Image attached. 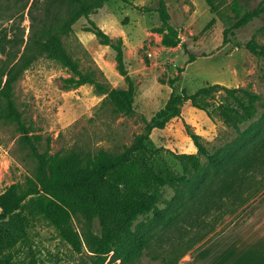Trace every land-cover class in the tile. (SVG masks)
Masks as SVG:
<instances>
[{"label": "rangeland", "instance_id": "374dc122", "mask_svg": "<svg viewBox=\"0 0 264 264\" xmlns=\"http://www.w3.org/2000/svg\"><path fill=\"white\" fill-rule=\"evenodd\" d=\"M260 1L216 0L212 9L208 0H110L91 13V18L110 35L124 38L126 64L136 82L131 112L118 110L92 82L67 86L66 79L74 77L73 72L43 51L37 38L57 13L67 14V0H0V70L5 67L4 61H19L21 65L32 59L14 83L16 103L29 134L40 152L64 156L77 153L85 162L102 148L119 154L147 133L148 122L172 90L170 79L177 76V91L187 90L190 94L216 83L257 93V119L264 113V56L253 52L248 44L255 41L264 46V16L242 27L235 24ZM162 10L165 24L181 37L177 46L162 44L163 34L157 30L163 25ZM88 24V19L81 17L72 32L63 35L66 48L87 77L110 88L127 86L117 67L116 51L86 30ZM7 39H12L9 44ZM3 45L7 52L2 51ZM191 54L195 55L192 61ZM224 96L223 89L215 91L206 109L185 101L181 114L165 128L149 132V146L158 149L160 158L181 174L194 178L192 163L187 173L176 153H197L206 167L210 159L200 153L191 132L200 135L211 153L236 146L242 139L241 130L221 115L219 103ZM24 135L17 122L0 120V195L14 183L39 176L40 158ZM208 171L198 179L207 182L194 197L183 184H165L160 206L168 214L177 212L176 218L165 225L153 214L142 216L140 221L146 223L142 231L150 235L149 244L128 260L111 254L107 264H177L264 192V173L259 170L235 182L241 196L222 186L224 173L214 167ZM207 177H214L215 182ZM189 184L196 185L197 181ZM251 193L246 204L240 203ZM22 212L28 222L25 234L11 251V264H92L89 240L102 233L98 219H89L81 209L76 210L74 225L84 242V250L78 252L35 210L32 201H27Z\"/></svg>", "mask_w": 264, "mask_h": 264}, {"label": "trees", "instance_id": "16d2710c", "mask_svg": "<svg viewBox=\"0 0 264 264\" xmlns=\"http://www.w3.org/2000/svg\"><path fill=\"white\" fill-rule=\"evenodd\" d=\"M67 1V14L57 13L44 27L40 38H37L43 51L49 58L73 72L75 76L66 79L67 86L77 87L92 82L99 93L107 94V99L118 110L133 111L136 82L126 64L124 38L110 35L91 18V13L110 0ZM208 2L214 9L216 0ZM262 16L264 0L254 9L247 11L235 27L245 26ZM81 17L88 19L86 30L95 33L101 43L110 45L116 51L117 67L125 77L127 86L110 88L87 77L80 69L79 61L66 48L63 35H69ZM161 19L163 25L157 30L163 34L162 44L179 45L181 37L165 24L166 16L163 10ZM11 40L7 39V44ZM248 46L256 54L264 56V46H259L255 41H251ZM2 51L7 52L6 45H3ZM194 58L195 55L191 54L190 61ZM31 62L32 59H28L20 65L19 61L13 64L4 61L5 67L0 70V120L17 122L25 133L24 138L40 158L38 178L27 177L24 182L10 185L0 195V264L12 263L11 251L25 234L28 217L23 215L22 211L27 201H32L35 210L52 223L61 237L78 252L84 250V242L74 225L76 210L81 209L89 219H98L102 233L89 240L92 264H107L111 254L128 260L136 257L149 244L150 235L142 231L146 224L140 221L142 216L153 214L155 218L162 219L165 225L176 218L177 212L168 214L166 209L160 206L165 184H183L187 187L189 195L194 197L207 182L206 179L204 182L198 179L203 174H208L209 167H214L217 172L224 173L222 186L227 191L236 192L241 196L239 186L234 185L235 182H238L239 178L250 177L256 170L264 173V113L256 119L257 101L260 96L245 87H228L219 83L203 86L192 94L187 90L177 91L178 76L170 79L172 90L164 105L148 122V132L139 135L123 152L114 154L102 148L88 159V162L83 161L77 153L64 156L59 152H40L33 135L29 134V127L17 106L14 92L16 79L30 67ZM221 89L225 91L224 99L219 103L221 115L229 125H235L241 130L242 139L236 146L211 153L200 140V135L191 132L200 153L210 159V165L204 166L197 153H176L187 173L189 162L196 169L194 178L186 173L181 174L168 161L160 158L158 149L149 146V132L154 128H165L172 118L181 114L182 104L187 100H191L199 108L206 109L208 98ZM248 122L249 125L245 126ZM207 179L215 182L214 177ZM193 180L197 181L196 185L189 184ZM252 194L249 199L243 197L240 203L246 204ZM253 201L248 203L243 211Z\"/></svg>", "mask_w": 264, "mask_h": 264}, {"label": "crops", "instance_id": "0c3cea01", "mask_svg": "<svg viewBox=\"0 0 264 264\" xmlns=\"http://www.w3.org/2000/svg\"><path fill=\"white\" fill-rule=\"evenodd\" d=\"M177 264H264V193Z\"/></svg>", "mask_w": 264, "mask_h": 264}]
</instances>
